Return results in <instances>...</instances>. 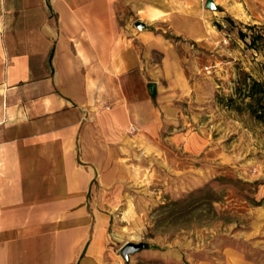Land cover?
<instances>
[{"label":"crops","instance_id":"crops-1","mask_svg":"<svg viewBox=\"0 0 264 264\" xmlns=\"http://www.w3.org/2000/svg\"><path fill=\"white\" fill-rule=\"evenodd\" d=\"M211 11L200 0H0V264H124L116 191L160 130L161 80L182 74L172 38L208 37Z\"/></svg>","mask_w":264,"mask_h":264},{"label":"rangeland","instance_id":"rangeland-1","mask_svg":"<svg viewBox=\"0 0 264 264\" xmlns=\"http://www.w3.org/2000/svg\"><path fill=\"white\" fill-rule=\"evenodd\" d=\"M215 3L208 37L172 38L182 74L161 80L160 130L140 141L116 191L126 203L111 222L115 252L146 244L124 264H264V122L235 92L241 70L264 82V48L238 35L264 27V0Z\"/></svg>","mask_w":264,"mask_h":264},{"label":"trees","instance_id":"trees-1","mask_svg":"<svg viewBox=\"0 0 264 264\" xmlns=\"http://www.w3.org/2000/svg\"><path fill=\"white\" fill-rule=\"evenodd\" d=\"M227 20L232 21L230 16H226ZM217 28L220 27L219 23H215ZM248 30H238L239 37L246 41L248 47L254 50L264 48V27L259 25H246ZM248 38V41L246 40ZM235 92L240 97L241 103L245 106L249 114L256 120L264 122V82L254 78L250 73L241 70L236 78ZM154 98L155 92H150ZM233 101L232 97L227 98ZM226 105L232 106L231 102Z\"/></svg>","mask_w":264,"mask_h":264},{"label":"water","instance_id":"water-1","mask_svg":"<svg viewBox=\"0 0 264 264\" xmlns=\"http://www.w3.org/2000/svg\"><path fill=\"white\" fill-rule=\"evenodd\" d=\"M204 6L210 10H217L219 8V6L215 3L214 0H205ZM134 25L137 29H143L145 27V23L143 21H136ZM145 247L146 244L143 242H127L121 247L120 252L123 258L127 259L129 254H133L137 251H140Z\"/></svg>","mask_w":264,"mask_h":264},{"label":"built area","instance_id":"built-area-1","mask_svg":"<svg viewBox=\"0 0 264 264\" xmlns=\"http://www.w3.org/2000/svg\"><path fill=\"white\" fill-rule=\"evenodd\" d=\"M203 1H205V0H203Z\"/></svg>","mask_w":264,"mask_h":264}]
</instances>
